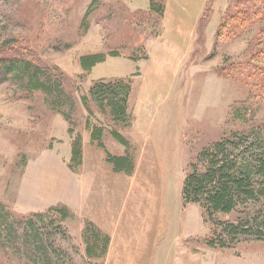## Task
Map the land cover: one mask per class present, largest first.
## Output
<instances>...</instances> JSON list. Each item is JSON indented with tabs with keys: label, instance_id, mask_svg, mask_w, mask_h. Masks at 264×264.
<instances>
[{
	"label": "rangeland",
	"instance_id": "rangeland-1",
	"mask_svg": "<svg viewBox=\"0 0 264 264\" xmlns=\"http://www.w3.org/2000/svg\"><path fill=\"white\" fill-rule=\"evenodd\" d=\"M0 48L40 66L45 84L0 82V264H264V198L215 216L258 219L249 231L263 237L232 239L181 194L204 148L234 132L264 135V0H0ZM89 54L106 59L84 72L78 59ZM120 79L133 84L126 127L89 92ZM96 128L104 148L91 139ZM106 153L128 155L132 171H113ZM37 214L64 234L48 217L43 235L31 232ZM88 224L109 237L101 259L85 255Z\"/></svg>",
	"mask_w": 264,
	"mask_h": 264
},
{
	"label": "trees",
	"instance_id": "trees-1",
	"mask_svg": "<svg viewBox=\"0 0 264 264\" xmlns=\"http://www.w3.org/2000/svg\"><path fill=\"white\" fill-rule=\"evenodd\" d=\"M259 53L258 56L263 57V54ZM108 56L118 57V53L112 52ZM105 59L106 55L104 54H89L79 57L78 60L81 70L88 72L96 65L103 63ZM239 66L238 64L237 67ZM243 66L245 68V65ZM251 69L256 70L254 67ZM258 70L262 80H264L262 77L264 76L263 68ZM38 73H42L41 67L19 52L0 48V82L11 78L15 82H20L28 91H41L44 90L45 84L39 78ZM132 86L131 79L101 81L97 82L89 92L91 99L100 110L108 112L115 124L126 127L129 125L128 102ZM83 105L87 108L85 97L83 98ZM239 113L240 110H238L237 115ZM244 113H246V109ZM239 116L243 117L242 113ZM253 133L247 131L234 132L221 141L204 148L196 157L195 162L190 165L189 172L183 182L181 194L184 204L200 205L207 219L213 222L214 226H218L223 233L221 235L227 238L238 235L257 239L263 237L262 231H255L254 233L249 231L258 219L251 217L245 219L244 222L239 220L236 224L216 221L214 223L213 220L216 215L231 214L237 208H246L248 204L264 198V135L259 131L258 133L255 132L257 135ZM68 134L72 135L73 132L69 129ZM111 135L126 150L129 149L128 141L120 133L112 131ZM101 137V129L92 130L91 139L97 142L99 147H103ZM71 159L74 163L73 167L80 165L82 146L78 136L71 146ZM106 160L115 172L128 173L132 171L133 165L128 155L113 156L106 153ZM52 211L58 214L60 222L67 217V213L61 209ZM44 217L49 219V229L55 228L64 234L59 220L49 217V214L47 216L37 214L27 219L29 230L35 232L36 235H43L42 231L45 230V226H39V222L43 221ZM262 223L264 224V216L262 221H259V225H256V230L264 228L261 226ZM47 234L51 237L50 233ZM221 235L216 233L213 235V239H218ZM83 239L87 258L101 259L105 256L108 250L109 237L98 228L88 224L83 231ZM231 245L232 243L229 244V246ZM218 246L220 248L229 247L227 244H219Z\"/></svg>",
	"mask_w": 264,
	"mask_h": 264
},
{
	"label": "crops",
	"instance_id": "crops-1",
	"mask_svg": "<svg viewBox=\"0 0 264 264\" xmlns=\"http://www.w3.org/2000/svg\"><path fill=\"white\" fill-rule=\"evenodd\" d=\"M200 10V9H199ZM198 10V11H199ZM198 20L199 19H197L196 18V20L194 21V24H193V27L194 26H196V24H198ZM171 28V26L169 25L168 26V29H165L164 31H163V35L165 36V34H166V31L167 30H169ZM191 28H192V26L190 27V30H191ZM186 29H187V27L185 28V33H186ZM177 30H178V37H181L182 36V34H183V29L180 27V28H177ZM190 30H189V33L188 34H193L192 32H190ZM165 38H166V36H165ZM175 44H172V46H174ZM165 49H163V51H164ZM162 50H159V52H163ZM162 55V54H161ZM170 57V56H169ZM160 58H161V56H160ZM169 60H170V58H168V60L166 61V63H165V65L164 66H166L168 63V65H167V67L166 68H169L170 67V65H171V63L169 62Z\"/></svg>",
	"mask_w": 264,
	"mask_h": 264
},
{
	"label": "bare ground",
	"instance_id": "bare-ground-1",
	"mask_svg": "<svg viewBox=\"0 0 264 264\" xmlns=\"http://www.w3.org/2000/svg\"><path fill=\"white\" fill-rule=\"evenodd\" d=\"M131 212H133V211H131Z\"/></svg>",
	"mask_w": 264,
	"mask_h": 264
}]
</instances>
